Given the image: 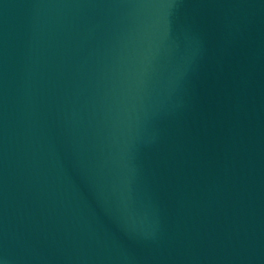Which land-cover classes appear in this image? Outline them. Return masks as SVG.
Here are the masks:
<instances>
[{
	"label": "water",
	"instance_id": "1",
	"mask_svg": "<svg viewBox=\"0 0 264 264\" xmlns=\"http://www.w3.org/2000/svg\"><path fill=\"white\" fill-rule=\"evenodd\" d=\"M0 264H264V0H0Z\"/></svg>",
	"mask_w": 264,
	"mask_h": 264
}]
</instances>
